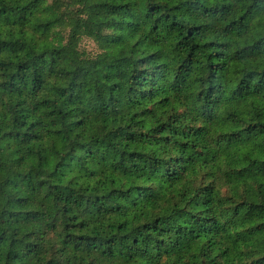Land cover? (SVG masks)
I'll return each mask as SVG.
<instances>
[{
  "label": "trees",
  "instance_id": "16d2710c",
  "mask_svg": "<svg viewBox=\"0 0 264 264\" xmlns=\"http://www.w3.org/2000/svg\"><path fill=\"white\" fill-rule=\"evenodd\" d=\"M0 264H264V0H0Z\"/></svg>",
  "mask_w": 264,
  "mask_h": 264
},
{
  "label": "rangeland",
  "instance_id": "374dc122",
  "mask_svg": "<svg viewBox=\"0 0 264 264\" xmlns=\"http://www.w3.org/2000/svg\"><path fill=\"white\" fill-rule=\"evenodd\" d=\"M81 48L89 51L90 53H96L99 51L97 45L88 38L83 39V41H81Z\"/></svg>",
  "mask_w": 264,
  "mask_h": 264
}]
</instances>
